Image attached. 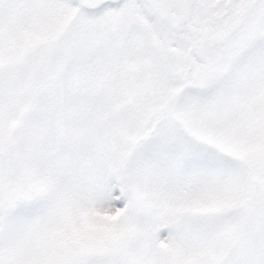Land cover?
Instances as JSON below:
<instances>
[{"label":"snow or ice","instance_id":"obj_1","mask_svg":"<svg viewBox=\"0 0 264 264\" xmlns=\"http://www.w3.org/2000/svg\"><path fill=\"white\" fill-rule=\"evenodd\" d=\"M0 264H264V0H0Z\"/></svg>","mask_w":264,"mask_h":264}]
</instances>
